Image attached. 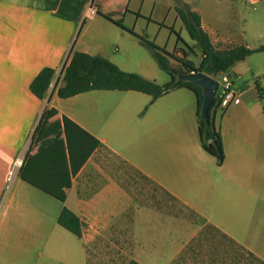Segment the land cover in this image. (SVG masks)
Masks as SVG:
<instances>
[{"label": "crops", "instance_id": "obj_1", "mask_svg": "<svg viewBox=\"0 0 264 264\" xmlns=\"http://www.w3.org/2000/svg\"><path fill=\"white\" fill-rule=\"evenodd\" d=\"M215 1L202 9L183 3L200 15L216 49H251L242 27L232 28L241 12L228 0L224 9L223 0ZM89 2L0 0V264H264V85L250 77L251 56L229 72L241 103L222 110L219 120L215 116L221 161L202 146L197 98L189 89L155 101L137 91L58 96L75 51L102 56L123 71L129 64L109 49L111 37L103 29H87L86 38L76 41ZM109 3L96 0L97 11ZM174 13L175 25L168 28L183 46L178 40L172 52L164 50L191 62L195 54L198 67L202 52L181 37L175 7ZM171 61L179 64L178 75L187 74ZM45 68L56 76L40 100L30 85ZM45 112L46 124L34 136ZM64 117L100 142L76 175ZM56 132L62 135L53 140ZM17 160L23 165L10 178ZM24 170L55 187L69 177L65 201L25 181ZM64 208L82 225L81 237L70 245L57 222Z\"/></svg>", "mask_w": 264, "mask_h": 264}, {"label": "trees", "instance_id": "obj_2", "mask_svg": "<svg viewBox=\"0 0 264 264\" xmlns=\"http://www.w3.org/2000/svg\"><path fill=\"white\" fill-rule=\"evenodd\" d=\"M175 10L188 37L198 45L202 52V59L198 67L191 61L180 60L174 55L168 54L154 42L136 36L141 45L150 51L158 67L171 76L170 82L160 85L139 74L121 70L116 64L102 56H93L75 51L71 54L69 63L64 67V85L58 88L57 94L61 99H68L91 91H137L151 96L152 101H155L175 89H189L195 93L197 98L196 115L202 146L207 153L220 158L222 161L224 156L222 139L219 129L215 126V116L218 109L217 101L214 100L210 106V122L206 123L202 118V89L191 82L177 83L178 76H174L170 68L169 58L177 60L189 74L202 72L210 77L218 78L222 74L229 73L236 63L256 53L264 52V47L249 49L240 45L225 50H218L212 44L209 34L203 29L201 17L197 12L193 11L186 3L178 4ZM106 18L110 19L108 16ZM120 27L124 29L122 25ZM170 30L173 32V29ZM177 38L181 41L178 35ZM55 76V70L51 68L43 69L32 81L30 85L31 92L40 100H44L48 96ZM46 116L47 113L45 112L35 130L34 136L40 134L42 127L46 124ZM63 133L66 137L71 173L76 175L95 149L99 147L100 142L67 117L63 118ZM61 135L62 132H56L53 140L59 139ZM39 152V155L42 154V146ZM27 160L30 162L32 157L28 156ZM22 175L25 181L50 194L59 201H65L66 195L64 189L71 186L69 177L65 181H60V185L55 187L39 183L29 177L25 170ZM57 222L69 233L78 238L81 237V222L70 210L64 208ZM129 264L138 263L132 261Z\"/></svg>", "mask_w": 264, "mask_h": 264}, {"label": "rangeland", "instance_id": "obj_3", "mask_svg": "<svg viewBox=\"0 0 264 264\" xmlns=\"http://www.w3.org/2000/svg\"><path fill=\"white\" fill-rule=\"evenodd\" d=\"M183 1H189L193 7L199 9L206 5H216L217 3L215 0H131L130 5L127 4L125 6L122 0H110L105 11L99 12L95 17H86L85 24L78 31L76 41L86 38L85 32L87 29H91L90 32L103 29L111 37L110 43H106L109 49L122 59H127L129 64L126 66L125 72L136 73L164 85L171 81V76L158 67L150 51L141 45L136 36L143 37L154 42L158 47L172 52L178 38L168 26L174 27L176 21L174 7L183 3ZM228 1L232 2V7L236 14L241 12L240 18L233 24L232 28L234 31L238 32L242 27L245 32L243 37L245 43L251 49L264 45V0H259L256 5H252L250 3L251 0ZM226 3L227 1L223 0V9ZM227 12L223 10V15ZM106 16L110 17V19H107ZM175 29L180 34L177 26ZM181 37L188 44L196 46V50H200L198 45L190 40L185 30H183ZM88 40L90 41L91 39L89 38ZM179 45L183 46L181 41H179ZM190 57L194 63H197L198 56L196 57L195 54H192ZM249 64L253 67V72L250 74L251 79L257 80L260 78L264 85V52L251 55ZM170 67L174 76L177 77L176 69L179 68V64L171 61ZM221 111V109H217V120L220 119ZM64 230L61 229L63 235L60 236L64 244L70 245V240L77 241L74 235ZM73 258L69 251L66 259L70 263Z\"/></svg>", "mask_w": 264, "mask_h": 264}, {"label": "built area", "instance_id": "obj_4", "mask_svg": "<svg viewBox=\"0 0 264 264\" xmlns=\"http://www.w3.org/2000/svg\"><path fill=\"white\" fill-rule=\"evenodd\" d=\"M98 14L96 0H90L88 9L85 12L86 16H95ZM193 74V73H192ZM219 89L216 94L215 100L217 101L218 108L224 110L232 105H239L241 98L236 94L233 88V79L229 73L222 74L218 78ZM23 165V160H17L15 162L14 169L10 172V178H12L16 172V168H20Z\"/></svg>", "mask_w": 264, "mask_h": 264}, {"label": "water", "instance_id": "obj_5", "mask_svg": "<svg viewBox=\"0 0 264 264\" xmlns=\"http://www.w3.org/2000/svg\"><path fill=\"white\" fill-rule=\"evenodd\" d=\"M191 82L199 86L203 91L202 118L206 123L210 122L209 109L216 98L219 89V81L202 72L179 74L178 82Z\"/></svg>", "mask_w": 264, "mask_h": 264}]
</instances>
